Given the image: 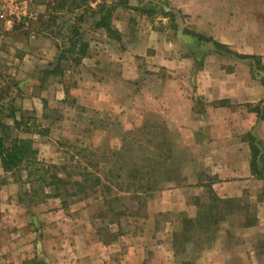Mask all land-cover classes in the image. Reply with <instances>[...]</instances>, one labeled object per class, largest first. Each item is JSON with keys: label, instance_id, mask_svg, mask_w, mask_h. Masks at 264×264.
<instances>
[{"label": "crops", "instance_id": "0c3cea01", "mask_svg": "<svg viewBox=\"0 0 264 264\" xmlns=\"http://www.w3.org/2000/svg\"><path fill=\"white\" fill-rule=\"evenodd\" d=\"M224 1L195 0L192 5H185L184 0H171V5L179 14L187 16L188 25L193 31L209 36L221 44L238 48L242 46L240 40L245 34L243 2L235 0V7L229 8ZM19 5L23 9V17L9 14L0 20V110L1 107L4 109L0 113V123L11 127L14 121L21 120L20 123H23L28 118L27 131H22V127H19L11 129L10 134L30 140L32 148L37 152L38 161L46 162L52 157L45 146L53 141L49 135L35 130L36 124L41 123L42 126V123L50 121L43 113V102L56 104V101L63 100L66 92L71 95L75 105L101 111L108 106L106 102L113 100L110 96L113 95L110 92L112 85L119 86L121 90L124 89V93L119 96L122 102L115 106L125 107L124 125L131 126L133 121H137L134 118L137 109H143L141 103L138 107L133 102L137 95L133 84L137 85L141 69L145 68L149 71L161 70L166 75L165 80L150 86L157 91L152 98L162 102L170 99L177 101L180 112H176V116L186 118L185 126L202 129L206 142V151L203 152L205 166H222L223 170L228 169L233 178L243 180L240 181L242 186L254 183L253 177L249 176L250 151L242 135L254 128V134L264 151V115L255 124L254 113L243 111L242 106L232 107V104L260 101L259 97L246 95L235 88L218 90L215 81H209L207 72L208 76H203L189 91H193L191 95L203 98L206 103L201 115H198L192 110L191 96L186 94L188 88L183 79L194 64L193 59L185 49L181 48L179 52L174 50V46H181V40L161 36L149 20L142 33L144 38H139L138 41L133 38L131 51H116V41L107 35L102 36L103 39L91 36L87 41L89 49H86V55L77 65L61 72L59 83L49 80L50 86L46 80L41 85L40 81L45 78H41L40 70L49 63L44 59L54 52L53 43L56 41L43 29L48 26L44 21L49 17L51 9L43 6L39 0H22L17 7ZM94 5L91 4L92 8ZM216 19L219 21L216 22ZM91 22H77L80 33L96 35L99 29L93 28ZM211 22L214 24H210ZM119 23L120 26L117 23L111 25L119 33L125 34V25ZM254 53L261 55L264 52L260 50ZM212 57L209 54L203 58V71H210L211 68L207 66ZM92 60L94 61L91 62ZM72 76L75 83L68 89L65 80ZM51 77L53 76H49ZM133 77H136L135 80ZM221 99L229 100V106L212 105ZM60 104L67 106L65 102ZM7 108L11 109L10 116H2L1 114L8 112ZM57 117L61 123L66 122L67 118L72 120V116L65 115L64 112ZM172 119L166 121L171 122ZM195 165L197 166L195 162H191L187 166ZM203 171L204 166H198V170L191 171L189 176L182 174L183 183L169 186L167 190L152 196L146 206L145 227L139 235L125 234L105 244L91 232L89 226L83 223L80 225L81 222H69L67 213L60 206L49 209L52 199L43 200L37 205L33 215L29 213L17 199L21 186L24 183L27 185L30 180L27 178L28 167L21 166L18 176L10 172L3 173L0 169V255L4 256L0 258V264H182L185 259L179 260L173 253L171 234L179 230L181 219L200 218L204 214L203 206L200 205L203 186L202 182H198ZM215 177L217 182L212 187L215 188L216 195L221 198L233 197L234 194H228L232 186L218 182L217 174ZM195 200H199V203ZM163 214L170 217L163 225L158 224V216ZM260 216L261 213L257 212L255 217L260 226L251 227L258 233L264 228L260 223L264 222V218L260 219ZM243 231L241 229L237 233L242 234ZM225 232L226 228L221 229L217 233V239L208 249L204 248L192 264H251L254 258L246 257L247 261L237 240L225 248L221 240L227 234Z\"/></svg>", "mask_w": 264, "mask_h": 264}, {"label": "rangeland", "instance_id": "374dc122", "mask_svg": "<svg viewBox=\"0 0 264 264\" xmlns=\"http://www.w3.org/2000/svg\"><path fill=\"white\" fill-rule=\"evenodd\" d=\"M39 1L42 2L43 6H48L51 9V12H48L49 17L46 19L47 23L44 21L48 26L43 28L56 40L53 43L54 52L44 59L49 63L56 60L58 48L67 42L69 28L76 22V19L80 15L88 16L92 10H96L97 6L102 4H112L114 6L110 16V26L114 33L110 37L116 41V51H131L133 38L137 41L139 38H144L142 33L147 28L146 21L148 20L153 22L152 25L161 36H169L172 40L183 42L181 46H174V50L177 52L182 48L188 51V54L191 53V49L201 53L204 49L203 46H195L190 37L186 35L179 36L182 29L193 30L188 25L187 16L179 14V11L171 5V0H125L121 4L117 0ZM184 1L185 5H192L195 0L192 2H189V0ZM205 1L210 2L212 0ZM224 2L229 5V8L235 7V0H225ZM242 2L244 6L242 21L244 22L245 32L244 37L240 40L242 46L234 48L228 45V47L238 54H253L258 59L259 67L262 68L264 66V53L258 55L259 53L255 54L254 52L260 50L264 52V0H242ZM91 4H95L94 8ZM144 8H153L154 14L151 16L140 14L139 10ZM230 13L232 14L231 11ZM42 19L45 20V18ZM218 21L219 19H216V22ZM119 22L125 25V34L119 33L115 26L113 28L111 25V23H117L120 26ZM210 24H214V22ZM178 28L180 30H177ZM105 35V31L102 29H99L96 35L84 32L81 33V40L86 45V49H89V42L87 41L91 36L103 39L102 36ZM209 54L213 56L207 66L211 68L210 71H203L202 60L200 66L194 63L188 70V74L183 77L184 82L187 84L186 88H188L186 94L191 96L194 112L201 115L204 109L203 105L206 103L203 98L193 96L191 95L193 91H189L203 76L207 77L208 74L209 81H215V87L218 90L235 88L238 92L242 90L246 95L260 98V101L242 103L241 105L232 104V107L242 106L241 109L248 112L258 102H262V100L264 102V72L262 70H258L251 75L247 60L236 61L226 56H218L210 51L207 55ZM73 65L68 59L59 62L61 72ZM207 72L209 73L207 74ZM44 78L45 80L40 81L41 85L46 83V80H48L47 85L50 86L49 80H52V83H59L60 80L59 76L51 78L45 76ZM133 78L135 80L136 77ZM165 78L166 75L161 70L141 69L137 85L133 84L137 94L133 102H136L138 107L141 103L143 109H140V107L137 109L134 115L137 121H133L131 126L124 125L126 121L125 107L115 106L116 103L122 102V98L119 99V96L120 94L123 95L124 89L121 90V87L112 84L110 92L113 95L110 94V96L113 100L106 102L108 106L101 109V111L85 109L75 105L71 95L66 92L62 101H56V104L45 103L42 110L50 121L42 123V126L41 123L36 124L35 130L38 133L43 132L49 135L51 141H53L49 146H45V150L51 152L52 157L46 162L41 161L44 166L41 167V170L39 169L41 172L35 173L42 181L32 176L27 185H24V183L21 186L20 192L25 191L27 193L26 199L32 202L29 213L33 215V211L43 200L52 199V203L48 206L49 209L60 206L62 211L67 213L69 222H81L80 225L83 223L87 227L89 226L91 232L102 243L108 244L125 234L139 235L145 227L144 221L147 217L146 206L148 200L159 191L167 190L169 186H177L183 183L182 174L189 176L188 174L191 171L198 170V166H204V171L198 177V182H202L201 185L203 186L202 196H200L202 197L200 205L203 206V211H206L208 206V194L205 185H210V190L217 198L233 200V202L228 203L231 210L230 215L219 221L214 228V233L209 234V236L213 235L214 238L207 249L217 239V233L226 228L225 234H227L221 239L225 244V248L228 244H233L237 240L243 249L245 258H254L251 260V264H263L264 228L260 233L251 229V227L257 228V226H260L258 224L259 220L255 217L257 212L261 213L260 219L264 218V200L261 195L262 180L251 175L248 166L249 176L253 177L254 183H245L242 186L243 180L233 178L228 169L223 170L222 166H205L203 152L206 151V142L202 129L199 130V128L190 127V125L185 126L186 120L184 119L186 118L181 117V115L176 116V112H180L177 101L170 99L162 102L157 98H152V95L157 94V91L152 90L150 86L165 80ZM73 79L74 76L65 80L68 89L75 83ZM54 96L55 94H53ZM218 101L220 102V100ZM227 101L229 104V100ZM61 102H65L67 106L63 107L60 104ZM63 112L65 115L72 116V120L70 121L67 118L66 122L61 123L57 116H61ZM174 118L176 121H174ZM167 119L173 121L167 122ZM30 126H33V124ZM184 131L188 133L185 135V133L183 134ZM248 132L242 135L246 143ZM167 148L171 151L174 160V164L170 167L176 168L178 166L179 168L178 177L170 183L162 181L163 177L159 171L162 157ZM191 162H195L197 166H187ZM216 174L219 178L218 182L232 186V189L229 187L227 190L230 189L228 194H234L233 197L221 198L216 195L215 188L212 187L217 182ZM262 175L264 176V172ZM83 176L87 177V182L82 181ZM95 178L98 182L91 187ZM145 181L149 184L151 181L154 183L153 190L143 193L142 189H139L135 192L134 190L138 189L137 186H146ZM240 181L242 182L240 183ZM130 182L135 186L128 191L125 188L131 184ZM106 186H108V190H104ZM54 188L58 190V197H52ZM108 208L112 210L109 211ZM169 217L167 214L159 215L158 224L162 223L163 225ZM260 223L261 226H264V222L260 221ZM244 224H248V226H244ZM241 229H244L242 234L237 233ZM1 255L0 258H4ZM192 256V251H189L177 255V258L179 260H190ZM244 264L248 263L244 262Z\"/></svg>", "mask_w": 264, "mask_h": 264}, {"label": "trees", "instance_id": "16d2710c", "mask_svg": "<svg viewBox=\"0 0 264 264\" xmlns=\"http://www.w3.org/2000/svg\"><path fill=\"white\" fill-rule=\"evenodd\" d=\"M123 1L125 0H117V2L120 4ZM113 9L114 6L112 4H102L97 6L96 10H92L88 16L80 15L76 19V22L69 28L70 31L67 42H65L58 48L59 51L56 60L53 63L47 64L46 68L40 70L41 78L45 76H59L61 74V70L59 68V62L61 60L68 59L75 66L84 57L86 53V45L81 40V33L79 31L80 28L77 25V22H88L93 19V21L91 22V26L95 29L104 30L106 35L110 37L112 33H114V30H112L110 26V16ZM139 13L145 16H151L154 14V10L153 8H144L139 10ZM170 17H172V15H170ZM177 30L180 29L178 28ZM180 35H186L190 37L192 43L195 46L204 47L201 53H197V51L195 52V50L191 49L190 56L193 59V62L198 66L201 65L203 58L207 56V53L210 51L218 56H226L227 58H231L236 61L247 60L249 62L248 67L251 75L256 73L258 70H262L264 72V66L262 68L259 67L258 59L254 55L238 54L234 51H231L227 45L216 42L211 37L194 31H187L186 29H182L180 30L179 36ZM212 105L214 107L229 106L227 100H220V102H214L212 103ZM263 106L264 103L262 104V102H258L257 105L249 110V112L255 114L256 122L260 121L263 117ZM2 110L4 109L1 107L0 113H2ZM6 110L8 112L1 115H6L5 117H8L11 114V109L8 110L7 108ZM28 120L29 119L26 118L23 123H20L21 120H19L18 122L14 121L11 127L0 123V169L3 173L10 172L11 174L18 176V171L20 170L21 166L24 168L28 167L27 178H31L33 176L36 179H40L42 181V179L35 173L41 172L40 170L41 167L44 166V163L37 160V152L32 148L30 140L21 139L10 134L11 129H16L19 127H22V131H27L28 126L26 125L28 123ZM253 130L254 128H252L246 134L250 151L249 168L251 175L260 178L263 182L261 195L262 199L264 200V176L262 175L264 172L263 149L261 148ZM155 147H157V145H155ZM162 159L163 160L159 166L160 175L163 177L162 181H164L165 183L175 181V178L178 177L177 173L179 168L178 166L176 168L170 167L172 164H174V160L172 158L171 151L168 148L167 151H165ZM133 175L135 174L133 173ZM82 179L83 182L88 181L87 177L85 176H83ZM97 182L98 180L97 178H95L91 187H93ZM133 186L135 185L131 183L130 185L126 186L125 189L129 191V189ZM209 186V184L205 185L208 194V206L207 210L204 211V214L200 216V218L194 217L181 219L179 230L177 232H172L171 234V247L175 255H182L189 251H192L193 253L192 259L182 261V264L193 263L194 259L198 256V253L202 249L207 248L210 242L213 240V235L209 236V234L214 233V228L216 227L217 223L231 213L228 203L233 202V200L217 198L212 193ZM137 187L138 189L134 190L135 192L139 191V189H142L143 193H148L153 190L154 183L152 181L150 182V184L146 182L145 187ZM119 188L121 189V186ZM104 190H108V186L104 187ZM26 197L27 193L25 191H19L17 199L19 203L23 204L29 211L30 206H32V202L29 199H26ZM52 197H58V190H56V188H54ZM195 201L199 202V200ZM108 210L111 211L112 209L108 208ZM244 226H248V224H244Z\"/></svg>", "mask_w": 264, "mask_h": 264}, {"label": "built area", "instance_id": "2783aa9c", "mask_svg": "<svg viewBox=\"0 0 264 264\" xmlns=\"http://www.w3.org/2000/svg\"><path fill=\"white\" fill-rule=\"evenodd\" d=\"M18 1L22 2V0H0V20L5 19L9 14L18 18L24 16L21 5L17 7L20 3Z\"/></svg>", "mask_w": 264, "mask_h": 264}]
</instances>
